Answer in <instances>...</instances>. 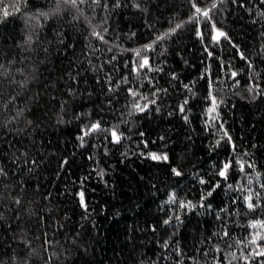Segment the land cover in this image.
Instances as JSON below:
<instances>
[{
  "label": "trees",
  "instance_id": "16d2710c",
  "mask_svg": "<svg viewBox=\"0 0 264 264\" xmlns=\"http://www.w3.org/2000/svg\"><path fill=\"white\" fill-rule=\"evenodd\" d=\"M262 252L264 0L0 3V264Z\"/></svg>",
  "mask_w": 264,
  "mask_h": 264
},
{
  "label": "snow or ice",
  "instance_id": "6c2138e0",
  "mask_svg": "<svg viewBox=\"0 0 264 264\" xmlns=\"http://www.w3.org/2000/svg\"><path fill=\"white\" fill-rule=\"evenodd\" d=\"M3 2V0H0V3H2ZM73 3H75V0H73ZM195 6V5H194ZM215 7V4H213V8ZM196 12L197 13H201L202 12V14L205 16V17H207L208 16V11L207 10H202V9H200V8H196ZM4 14L5 15H7L8 13H7V11H5L4 12ZM177 27H179V25L177 26ZM95 35H97V36H99V34L98 33H94ZM219 35H224L223 33H219ZM101 39H102V37H100ZM214 39H217L218 37H213ZM158 39H160L159 37H158ZM137 55L139 56L140 55V53L139 52H137ZM147 64V60H144V62L142 63V64H140V67H144L145 65ZM233 75H235V73H233ZM98 127V125H93L92 126V128L93 129H95V128H97ZM112 135H113V137L116 139V140H119V137L117 136V134H116V132L115 131H113V133H112ZM152 155V158L153 159H158L159 157H157L155 154H151ZM165 159H166V157H164ZM228 167H229V164H225L224 165V169H225V171H221L220 172V175L221 176H225V174H226V170L228 169ZM173 171L177 174V175H179V173L178 172H176V170L175 169H173ZM81 195V202L83 203V193H81L80 194ZM246 199H248L249 201L251 200V196H249V197H247ZM248 207L249 208H251V207H253V205L251 204V203H249L248 204ZM253 242H255V241H253ZM260 255H264V252H262V253H259Z\"/></svg>",
  "mask_w": 264,
  "mask_h": 264
}]
</instances>
